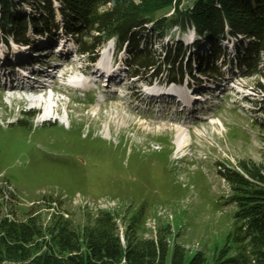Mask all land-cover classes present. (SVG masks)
<instances>
[{
  "label": "rangeland",
  "instance_id": "1",
  "mask_svg": "<svg viewBox=\"0 0 264 264\" xmlns=\"http://www.w3.org/2000/svg\"><path fill=\"white\" fill-rule=\"evenodd\" d=\"M181 1L180 9L193 4V0ZM59 6L56 1L55 19L60 27L52 35L37 33L29 25L30 42L18 43L9 37L6 43L0 27V54L6 53L0 64L15 62L16 47L26 46L34 54L42 53L41 57L32 55L34 67L56 62L54 71L58 72L64 63H72L70 68L87 69L88 77L79 79L88 80L97 74V63L103 58L116 60L114 69L121 75L114 88L107 87L99 75L93 76L91 84L97 89L68 92L62 91L60 82L46 85L51 92L60 88L63 100L58 111L45 109L49 119L40 112L36 118L26 117L24 112L35 110L36 104L11 103L0 87L1 213L14 211L23 220L32 212L44 227L65 218L81 230L93 225L102 212H109L117 221L124 246L129 239L165 241L169 245L167 264L177 246L184 250L185 261L203 253L208 264H214L229 251L234 254L238 206L232 185L220 171L233 167L244 174V167L252 170L264 165V69L262 74L244 77L220 61L224 79L194 71L201 80L185 77L183 82L170 80L165 67L161 80L154 77L156 72L131 73L127 44L117 52L113 39L98 48L95 61L77 55L75 31L65 28ZM17 12L40 16L27 4L17 7ZM174 13L172 7L165 16ZM89 35L85 41H91ZM196 38L193 28L184 32L176 27L163 40L149 39L152 48L161 52L169 39V44L179 40L192 46ZM233 39L239 45L248 40L244 35ZM57 46L68 52L61 57ZM228 48L229 55L222 57L227 62L235 53L230 44ZM124 77H128L126 83H122ZM173 88L193 91L192 104L184 105L176 94L158 92ZM180 122L189 130V146L178 154L176 128L182 126ZM165 124L170 128L160 131Z\"/></svg>",
  "mask_w": 264,
  "mask_h": 264
},
{
  "label": "trees",
  "instance_id": "2",
  "mask_svg": "<svg viewBox=\"0 0 264 264\" xmlns=\"http://www.w3.org/2000/svg\"><path fill=\"white\" fill-rule=\"evenodd\" d=\"M56 1L60 4L65 28L75 31L80 54L94 61L98 48L113 39L117 52L127 44L130 57L127 64L131 73L139 70L153 75L156 72L154 77L160 80L163 67L168 68L170 80L179 79L180 82L185 77L200 81L196 73L224 79L225 73L219 69L220 61L229 65L232 72H243L244 77L262 74L264 69L259 67L264 64V0H193L192 5L181 9V0H1L3 40L7 43V39L13 37L18 43L30 42L29 25L43 35L59 31L55 19ZM26 4L39 11V18L18 14L17 7ZM102 6L106 9L100 11ZM172 7L175 13L165 16L166 10ZM176 27L184 32L193 28L196 42L192 46L179 40L169 44V39L161 52L152 48L149 38L155 36L163 40ZM94 32L96 36L89 35ZM87 35L91 37L90 42L84 40ZM241 35L248 43L235 42L233 38L239 39ZM202 39L205 42L201 43ZM226 41L232 43L235 52L229 62L224 59L229 55L225 51ZM24 114L32 118L34 111ZM244 169L247 177L233 167L220 171L232 185L238 206L233 237L237 248L234 254L229 251L214 264H264V165ZM32 215V212L27 213L29 217L22 220L14 211L8 214L0 211V264L168 262L169 245L162 239L156 243L129 239L124 246L117 221L109 212H102L93 225L81 230L65 218L52 227H44L39 217ZM170 264H208V261L203 253L185 261L184 250L177 246Z\"/></svg>",
  "mask_w": 264,
  "mask_h": 264
},
{
  "label": "bare ground",
  "instance_id": "3",
  "mask_svg": "<svg viewBox=\"0 0 264 264\" xmlns=\"http://www.w3.org/2000/svg\"><path fill=\"white\" fill-rule=\"evenodd\" d=\"M46 38H52V37H46ZM53 39H48V40H53ZM60 42H63L62 43L63 45L65 44L64 41H60ZM228 44L231 45V48L234 51V47L232 46V43L231 42L225 43V46H228ZM25 47L26 46L16 47L17 49H15L16 51L14 55L16 59L15 62H12V63H8L7 61L1 62L0 64V74H1L0 75V87H3L1 91L4 92L3 94L9 95L11 103L15 101L19 103H35L36 110L39 111L45 119H49V114L47 113L48 111L46 112L45 109L47 108L48 110V108H51V110L49 109L50 111L53 110L54 112H56L59 110V105L62 103L63 100L62 98L61 99L59 98V92L61 91L60 88H55L51 92L49 88L46 87L45 80L41 79V76L43 77L45 73H53L54 67L56 66L55 65L56 62L54 63L51 62L49 66H46V67L45 66L41 67L39 65H36L34 67V61L32 59V55H39V54L37 52H35L34 54V51H32V49L30 50ZM64 48L62 46V48L58 50L59 48L57 46V50L61 53V57H62V53L66 54L68 52V51H65ZM225 49L229 50L228 47H225ZM11 57H13V55ZM1 58L6 59V53L3 55L0 54V59ZM115 64H116V60L107 61L102 58L97 63V65L99 66L97 68L100 69V71L106 75L107 79L109 80L112 79L114 81H117V78H119V76L121 75V72L118 73L116 68L114 69ZM72 65H73L72 63H68V64L65 63L63 64V67H62L64 69L65 74H72L76 76L77 81L75 82H77L78 84H73L72 88H76V89L87 88V87H89L90 89L98 88V86L96 85H91L93 84V79H95V77L93 76L89 77L88 80L78 79L81 75H83L84 77H88L87 74L89 72L87 71L86 68H81V67L80 68H74V67L70 68L72 67ZM16 70H19V71H16ZM125 79H128V77L127 78L124 77L122 80V83H126ZM54 82L58 83V80ZM221 84H222V81H221ZM125 88L126 87H124V85H121V89H125ZM62 89H63L62 91L64 90L68 91L65 87ZM155 89L157 88H152V87L150 88L151 91L152 90L157 91ZM160 90L158 92L161 95L176 94L181 98V102H183L184 105L185 103L192 104L190 100L193 98L192 97L193 91L190 92V89L173 88V89H170L169 91L162 90V89ZM212 93H214L213 89H212ZM153 94H155V92H153ZM180 124L182 126L179 125L180 127L176 128L177 130L176 132V135H177L176 136V144H177L176 151L177 152L176 153L178 154L183 152L184 149L189 146V142H188L189 138H186V135H187L186 133L187 131L189 132V130L186 128L185 122H180ZM169 128L170 127L165 124V126L159 127V130L167 131ZM105 137L109 138V134L106 135Z\"/></svg>",
  "mask_w": 264,
  "mask_h": 264
}]
</instances>
